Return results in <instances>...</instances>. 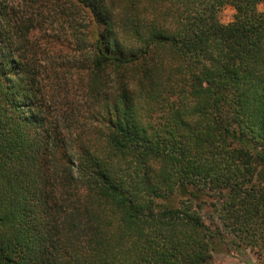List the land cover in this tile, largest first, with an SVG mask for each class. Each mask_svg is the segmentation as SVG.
I'll return each instance as SVG.
<instances>
[{"label": "trees", "instance_id": "obj_1", "mask_svg": "<svg viewBox=\"0 0 264 264\" xmlns=\"http://www.w3.org/2000/svg\"><path fill=\"white\" fill-rule=\"evenodd\" d=\"M21 1L30 16L0 0V264L264 258V0H67L91 28L89 97L112 89L75 158L32 62L45 0Z\"/></svg>", "mask_w": 264, "mask_h": 264}, {"label": "rangeland", "instance_id": "obj_2", "mask_svg": "<svg viewBox=\"0 0 264 264\" xmlns=\"http://www.w3.org/2000/svg\"><path fill=\"white\" fill-rule=\"evenodd\" d=\"M11 5L17 13L30 16L28 4L11 0ZM42 6L43 12L36 16L30 35L32 62L39 72V98L45 117L60 131V138L74 146L68 145L67 151L75 158L84 143L98 147L102 142L99 140L106 132L103 103L110 98L112 89L107 88L98 100L88 95L84 69L90 58L91 28L87 17L67 0H45ZM263 8L262 4L258 6L259 11ZM233 15L234 9L227 5L219 11L218 19L227 24ZM212 256V264H264L256 250L242 245L219 243Z\"/></svg>", "mask_w": 264, "mask_h": 264}]
</instances>
